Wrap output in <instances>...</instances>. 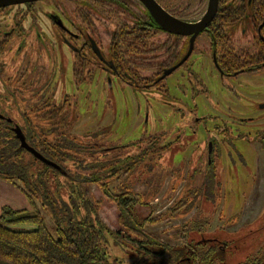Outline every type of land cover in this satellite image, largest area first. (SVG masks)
Segmentation results:
<instances>
[{"label": "rangeland", "instance_id": "374dc122", "mask_svg": "<svg viewBox=\"0 0 264 264\" xmlns=\"http://www.w3.org/2000/svg\"><path fill=\"white\" fill-rule=\"evenodd\" d=\"M200 55L195 52L190 59L195 78H190V72L180 68L162 82L167 89L165 94L154 90V87L143 90L148 92L136 91L115 77L106 84L102 82L105 80L102 72H95L88 80L75 85L71 81V65L67 61L56 100L59 94L73 97L75 116L67 114L63 123L68 126L74 118L78 119L63 130L56 126L58 117L54 116V112L42 108L40 104L26 113L36 136L54 140L58 134L67 135L73 137L78 145L125 146L141 138L163 134L164 143H172L163 155L165 163L152 165L145 161L128 178L115 177L106 181L107 190L114 193L119 187H126L135 194H141L143 197L140 196L139 201L147 204L135 206V214L142 220L161 215L189 188L204 185L207 190L201 189L204 190L203 195L209 201L214 200V204L202 201L199 217L194 218L195 211L192 210L185 215L145 226L144 231L170 247H184L185 250L191 248L188 238L195 236V242L200 241L197 244V247L201 246L198 250L200 255L217 252L212 264H220L221 257L223 264H244L256 256L264 257V140L252 146L240 141L237 135L247 134L252 140L257 134L264 135V110L259 111L255 107L264 103V75L240 76L237 80L221 82L207 55ZM9 89L13 90L12 87ZM21 105L27 108L26 104ZM72 106L65 105L66 110ZM230 113L241 118L254 117V126L237 124ZM201 117L206 118L197 122L196 119ZM224 129L229 131L231 138L222 139ZM208 137H215L223 143V156L211 175L204 176L200 163L186 161H191L197 147L201 149L200 144ZM134 150V147H128L120 154ZM76 156L80 162L68 158L61 163L63 169H48L47 173L39 163L34 162L51 192L57 190L65 195L64 187L55 186L64 181L69 186L75 181V174L86 172L82 166L96 160L95 156ZM171 168L175 171L165 174ZM72 186L81 190L77 183ZM81 188L90 203L97 207V214L104 224L112 231H119L117 207L105 197L101 186L93 183L83 184ZM22 189L16 180L8 182L0 179V208L31 209ZM34 201L54 234V223L49 213L43 210L37 199ZM190 220L196 229L186 235L188 241L181 240L178 230ZM204 239H214L215 242ZM109 252L110 264H181L177 255L148 258L145 251L137 250L124 241L119 246H112ZM189 260L186 259L187 262Z\"/></svg>", "mask_w": 264, "mask_h": 264}, {"label": "flooded vegetation", "instance_id": "af4514ba", "mask_svg": "<svg viewBox=\"0 0 264 264\" xmlns=\"http://www.w3.org/2000/svg\"><path fill=\"white\" fill-rule=\"evenodd\" d=\"M147 6L162 10L164 13L158 11L159 16L164 21L170 19L168 22L174 30L181 33L162 30ZM208 17L210 19L205 21ZM195 52L201 54L200 57L207 55L221 82L237 80L240 76H263L264 0H35L9 3L0 7V121L6 123L14 135L15 129L23 136L33 134L26 111L40 104L58 117L56 126L64 130L73 124L78 118L70 121L68 126L63 123L67 114L75 116L73 97L59 94L56 100L67 61L75 85L88 80L95 72H102L105 76L102 82L106 84L115 77L136 91L148 92L143 90L154 87L165 94L167 89L162 82L180 68L190 72V78H195L190 61ZM167 72L169 74L165 75ZM59 91L61 93V89ZM48 104H53L52 109L45 107ZM68 104L73 106L67 111L65 105ZM255 107L263 111L264 103ZM229 115L237 124L254 126L256 121L254 117ZM222 132H225L222 139L231 138L227 129ZM237 138L256 146L264 140V135L257 134L253 140L247 134H239ZM149 141L156 149L168 145L165 152L172 145L164 143V135L160 134L115 147L122 151L134 147V152L123 154L130 156L146 148ZM135 144L137 147L133 146ZM200 145L201 149L197 147L194 157L186 162L200 163L203 175L210 176L221 162L223 143L208 137ZM164 153L148 162L152 165L165 163L162 161ZM198 188L207 190L204 185ZM203 191L200 190L199 195L204 199Z\"/></svg>", "mask_w": 264, "mask_h": 264}, {"label": "trees", "instance_id": "16d2710c", "mask_svg": "<svg viewBox=\"0 0 264 264\" xmlns=\"http://www.w3.org/2000/svg\"><path fill=\"white\" fill-rule=\"evenodd\" d=\"M45 107L52 109L53 104ZM56 136L54 140L45 139L42 135L36 136L34 133L24 136L30 146L56 164L53 168L39 162L22 149L9 126L0 121V179L8 182L18 181L31 205L29 210H14L8 206L0 208V264H110V248L119 246L122 241L129 242L137 250L145 251L148 258L164 257L168 254L177 255L181 264H212L217 252L200 255L198 250L201 246L197 247L200 241L195 242V236L188 238L191 248L185 250L184 247H170L144 231L145 226L185 215L192 210L195 211L194 218L199 217L202 213L201 202L209 201L207 197L203 199L199 195L201 189L190 188L164 213L155 217H145L142 220H139L135 214V206L147 204L143 200L139 201L140 196L143 197L141 194H135L126 187H119L114 193L107 190L106 181L115 177L128 178L141 163L150 162L161 156L168 145L156 149L155 144H151V140L147 147L140 149L138 153L123 156V152L120 154L123 149L118 147L110 150L105 148L107 146L103 147L104 145H78L71 136L62 134ZM136 145L138 144L133 146ZM114 153L117 155L113 156ZM77 154L91 158L95 156L96 160L84 166L79 164L86 172L75 174V181L69 186L67 181L55 186V188L64 187L65 195L57 190L51 192L47 181L42 179V173L37 172L34 162L39 163L42 170L47 173L48 169H63L61 163L68 158L80 162ZM83 162L84 160L81 161ZM147 168L148 171L151 170V167ZM168 173L170 171L165 172ZM75 183L81 190L77 186H72ZM93 183L100 185L105 197L115 203L118 210L117 222L121 228L119 231H112L104 224L97 214V207L90 203L83 192L81 188L83 184ZM35 199L39 201L43 210L49 213L54 223V234L47 227L41 212L36 207ZM209 202L214 204V200ZM191 220L178 230L181 240L188 241L186 235L196 229L191 225ZM206 241L215 242L214 239ZM186 259H190L189 262ZM219 262L223 264L222 257ZM263 262L264 257L256 256L244 264Z\"/></svg>", "mask_w": 264, "mask_h": 264}, {"label": "water", "instance_id": "95a60500", "mask_svg": "<svg viewBox=\"0 0 264 264\" xmlns=\"http://www.w3.org/2000/svg\"><path fill=\"white\" fill-rule=\"evenodd\" d=\"M24 1H35V0H0V7H4L6 6L7 4L9 3H21V2H24ZM148 7V6H147ZM149 10H152V14L154 16V18L160 23V25L162 26V30L164 31H167V32H177V33H181V31H175L174 28H173V25L170 24L168 21H171L170 19H168V21H164L162 19V16H159V12L158 11H162L160 9H156L154 8L151 9L148 7ZM162 13H164L162 11ZM211 16V15H210ZM209 16V17H210ZM207 18L205 21H208L210 18ZM203 24V22L201 23ZM182 25V24H180ZM188 26V25H185V27ZM197 27V26H196ZM198 32L197 31H194V36L195 34ZM184 33V32H183ZM169 74V72L165 73V75ZM15 136L17 138V140L19 141L20 143V147L22 149H24L26 152H28L30 155H32L36 160H38L39 162L47 165V166H50V167H53L55 168L56 167V164H54L53 162L49 161L48 159H46L44 156H42L38 151H36L34 148L30 147L26 140H25V137L23 136V134L21 133V131L19 129H15Z\"/></svg>", "mask_w": 264, "mask_h": 264}, {"label": "built area", "instance_id": "2783aa9c", "mask_svg": "<svg viewBox=\"0 0 264 264\" xmlns=\"http://www.w3.org/2000/svg\"><path fill=\"white\" fill-rule=\"evenodd\" d=\"M262 264H264V262Z\"/></svg>", "mask_w": 264, "mask_h": 264}]
</instances>
